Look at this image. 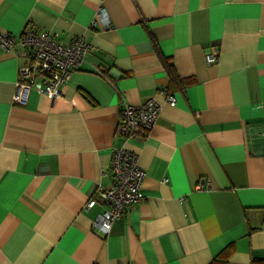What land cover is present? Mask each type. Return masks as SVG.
<instances>
[{
  "label": "crops",
  "instance_id": "0c3cea01",
  "mask_svg": "<svg viewBox=\"0 0 264 264\" xmlns=\"http://www.w3.org/2000/svg\"><path fill=\"white\" fill-rule=\"evenodd\" d=\"M99 5L108 27L89 26ZM27 26L93 48L22 104L25 58L0 47V264H264V0H0V31ZM151 97L154 125L124 141L120 109ZM118 146L144 198L104 235L86 203Z\"/></svg>",
  "mask_w": 264,
  "mask_h": 264
},
{
  "label": "built area",
  "instance_id": "2783aa9c",
  "mask_svg": "<svg viewBox=\"0 0 264 264\" xmlns=\"http://www.w3.org/2000/svg\"><path fill=\"white\" fill-rule=\"evenodd\" d=\"M110 24L108 10L104 5H99L89 26L105 28ZM15 44L20 46L19 54L25 61L19 66L16 90L12 98L14 102L22 104L25 103L30 86L36 78L41 81L40 91L44 96L54 99L60 95V85L70 79L84 61L85 54L93 48L82 36L65 42L47 30H36L30 26L25 27L18 35L0 31V47L3 50H10ZM206 60L208 63H215L218 58L208 53ZM166 101L174 104L175 99L172 94H166ZM159 112L160 104L153 97L137 106L126 103L120 109L116 134L124 141L145 135L154 125ZM110 173V186L99 187L94 193L95 196L86 203L87 207H93L97 203L105 206L94 221V225L104 235L127 207L144 198L142 183L145 172L138 166L136 155L132 151L124 146L114 147ZM206 185V179L202 177L196 188Z\"/></svg>",
  "mask_w": 264,
  "mask_h": 264
}]
</instances>
